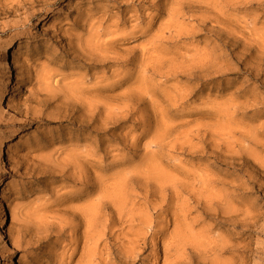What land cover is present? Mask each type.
<instances>
[{
  "label": "rangeland",
  "instance_id": "rangeland-1",
  "mask_svg": "<svg viewBox=\"0 0 264 264\" xmlns=\"http://www.w3.org/2000/svg\"><path fill=\"white\" fill-rule=\"evenodd\" d=\"M12 41L0 264H264V0H0V95Z\"/></svg>",
  "mask_w": 264,
  "mask_h": 264
},
{
  "label": "bare ground",
  "instance_id": "bare-ground-1",
  "mask_svg": "<svg viewBox=\"0 0 264 264\" xmlns=\"http://www.w3.org/2000/svg\"><path fill=\"white\" fill-rule=\"evenodd\" d=\"M19 43L18 41H12L7 46H5L2 58H1V66L6 70V88L0 95V101L5 102L8 100V97L11 94V91L14 87V67L12 63V53L18 49ZM30 116V115H29ZM32 117V116H31ZM43 119V118H42ZM11 136L4 138V141H9ZM4 141L0 144V161L4 164L7 157L6 146ZM2 182V178L0 177V185ZM7 214L6 208L2 201H0V246L2 240L7 241L11 247H17V242L8 236L7 230ZM247 232V231H246ZM264 263V262H263ZM13 264H17L13 262Z\"/></svg>",
  "mask_w": 264,
  "mask_h": 264
}]
</instances>
